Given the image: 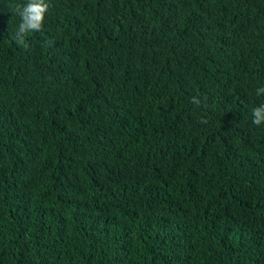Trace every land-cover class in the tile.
Listing matches in <instances>:
<instances>
[{"label": "trees", "instance_id": "obj_1", "mask_svg": "<svg viewBox=\"0 0 264 264\" xmlns=\"http://www.w3.org/2000/svg\"><path fill=\"white\" fill-rule=\"evenodd\" d=\"M46 2L0 0V264H264V0Z\"/></svg>", "mask_w": 264, "mask_h": 264}, {"label": "clouds", "instance_id": "obj_2", "mask_svg": "<svg viewBox=\"0 0 264 264\" xmlns=\"http://www.w3.org/2000/svg\"><path fill=\"white\" fill-rule=\"evenodd\" d=\"M49 9V4L46 0H27L23 6L17 5L14 9L16 15H19L21 22L14 35L15 42L18 45L25 43V37L30 32H38L41 30L45 14ZM256 94L259 96L264 94V86L256 89ZM192 103L199 104L200 101L193 97ZM252 123L260 126L264 123V104H261L252 109Z\"/></svg>", "mask_w": 264, "mask_h": 264}]
</instances>
